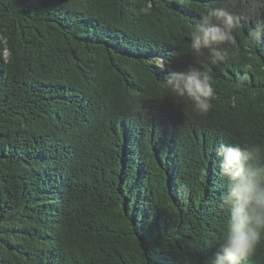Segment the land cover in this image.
<instances>
[{"label":"trees","instance_id":"trees-1","mask_svg":"<svg viewBox=\"0 0 264 264\" xmlns=\"http://www.w3.org/2000/svg\"><path fill=\"white\" fill-rule=\"evenodd\" d=\"M148 2L0 0V264H204L223 242L215 149L264 146V43L247 39L264 6ZM221 5L243 19L215 62L189 31ZM189 66L212 77L206 114L165 85Z\"/></svg>","mask_w":264,"mask_h":264},{"label":"clouds","instance_id":"clouds-1","mask_svg":"<svg viewBox=\"0 0 264 264\" xmlns=\"http://www.w3.org/2000/svg\"><path fill=\"white\" fill-rule=\"evenodd\" d=\"M253 3L264 6V0H253ZM151 9V3L145 0L140 12L147 15ZM242 19L241 14L229 10L228 6L210 8L198 23L190 25L191 52L202 56L207 49L215 62H223L228 55L226 46L236 44L234 30ZM247 39L250 45L264 43V22L249 28ZM154 66L163 70V59L155 58ZM165 85L176 97L190 100L194 111L200 114L209 112L216 96L212 77L192 66L168 72ZM215 154L214 163L227 182L217 206L227 209L230 216L223 242L204 264H246L264 239V146L221 143Z\"/></svg>","mask_w":264,"mask_h":264}]
</instances>
